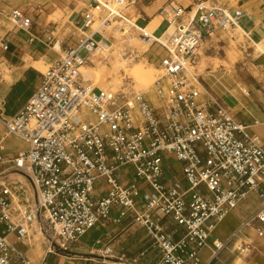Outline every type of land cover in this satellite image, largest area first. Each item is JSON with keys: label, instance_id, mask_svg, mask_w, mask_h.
Segmentation results:
<instances>
[{"label": "built area", "instance_id": "obj_1", "mask_svg": "<svg viewBox=\"0 0 264 264\" xmlns=\"http://www.w3.org/2000/svg\"><path fill=\"white\" fill-rule=\"evenodd\" d=\"M137 1L89 0L76 22L78 41L41 72L39 84L14 114L0 112V164L5 136L22 139L26 146L9 162L32 195L31 203L23 204L0 191V264H35L10 238L29 240L35 221L48 241L47 255H57L68 253L113 211L112 222L130 216L149 234L160 251L155 264H206L198 254L209 233L250 193L260 199L259 207L227 239L213 241L214 254L245 229L264 235V146L194 69L203 38L214 31L240 29L254 43L238 22L249 11L242 0H195L187 7L154 0L166 23L149 44L163 49L161 73L152 83L155 101L145 91L82 85L80 68L94 48L113 37V29L125 38L128 27L136 28L146 38L141 31L146 26L125 13ZM33 24L20 9L0 6V53L9 52L12 32L25 31L29 42L37 38L30 32ZM162 219L182 227L181 233L168 232ZM244 244L237 249L242 252L249 245ZM101 250L104 258L112 252L108 245Z\"/></svg>", "mask_w": 264, "mask_h": 264}, {"label": "rangeland", "instance_id": "obj_2", "mask_svg": "<svg viewBox=\"0 0 264 264\" xmlns=\"http://www.w3.org/2000/svg\"><path fill=\"white\" fill-rule=\"evenodd\" d=\"M258 1L259 0H242L241 2L249 5ZM86 2L87 0H0V6L18 8L29 15L34 21L30 32L37 37L32 42H29V35L25 31L19 30L17 32H12L10 35L12 41L16 38L14 36H18L22 41L20 40L17 41V44H12L11 50L13 54L11 52L0 53L2 56V58L0 56V103L2 106L0 112H2L4 116L14 114L24 104L27 92L34 90L39 84L41 72H44L51 62L59 58L69 45L75 44L80 38V33L77 29L78 24L76 22L81 19L80 15ZM154 7L156 8L157 6L155 5ZM155 8L148 10L149 14L152 13ZM128 10L135 11L133 7ZM128 10H125L126 16L131 18L132 21L136 20V25L144 27L148 24V18L145 17V21H142L141 18L137 17V10L134 12L133 16H129ZM74 13L77 15L75 19L73 18ZM153 18L160 20V22L162 21V17L159 15L158 11L152 14L151 19ZM97 23L98 22H96V24ZM165 26L166 23L163 21L161 27L154 32V35L159 36ZM127 30L128 32L125 34V38H120V36L123 35L118 29H113L111 32L113 37H110L109 41L102 43L101 46L109 47L114 45V47L111 48V51L106 54V57L99 64H85L86 69L93 72V76L88 80H83V76L80 75L79 82L85 86L91 84L92 86L111 91H124L127 93H131L132 91H145L147 97L151 101H155L154 95L151 92L152 83L161 73L158 59L159 55L163 54V49L160 45L153 43L148 46L145 51L134 50L130 66L139 64L145 69L151 68L154 76L153 81L146 86L137 83L123 68H118L120 66L115 67L114 65V50L128 47L132 41L140 42L138 40L139 34L136 28L128 27ZM57 43L60 49L55 48ZM39 50L42 53L44 51L47 52V56L42 58V55L38 52ZM84 53L85 51H81V54ZM259 54L260 56L257 57ZM259 59H264V55L261 51L256 50V46L253 42L248 41L242 36V31L240 29L234 33L217 30L214 31L211 36L203 38L198 48L194 69L202 74L204 79L203 83L206 87L211 88L214 92H218L219 88L226 91L225 88L227 89L228 85L226 86L224 79L228 75L229 77L232 76L234 79L251 76V70L255 68L254 65L257 64L256 60ZM35 61H38V63H36V67H32L31 65ZM16 65L28 67L30 69V74L27 76L24 85L7 90L14 79L13 77L11 78V73L13 75L14 72L19 71L13 69ZM96 75H99V77H96ZM2 136H4V127L0 124V138ZM2 144L4 146L3 159L6 158L5 155L11 150L13 151L12 158L19 148H24L26 146L22 139L12 134L5 136ZM121 171L124 170L121 169ZM15 174L16 172L12 170L9 164L4 162L0 164V191H9L15 203L17 201L23 204L31 203L32 195L26 179L17 177ZM42 227L45 228L46 233H50L46 223L42 222ZM33 228L36 229V232L31 234L30 241L26 239L23 240V242L28 244L32 249L38 250V256L41 257L47 249L48 241L45 235L40 233L34 225ZM107 231H109L112 237L115 236V240L120 234H125L124 231L120 230L112 232L111 228L105 230V232ZM105 237L106 235H101V237L98 238L103 242H107L108 239H104ZM134 237H138L141 241L135 244V241H133ZM82 238L84 239L85 237L83 236ZM113 242V238L111 241L109 239L108 244H112ZM127 242L129 245L122 249L121 252L126 254V256L141 257L139 256V252L142 248H145L151 243V237L143 228H138L129 233ZM93 243V241L88 242V249L92 251V254L89 256L94 258L92 261H102V259H105L101 255L102 247L100 244ZM78 245H81V243ZM71 248V252L59 254L71 257L74 252L73 246H71ZM228 254H230L229 251ZM67 260L73 261L70 260V258ZM100 263L109 264V262L106 261Z\"/></svg>", "mask_w": 264, "mask_h": 264}, {"label": "crops", "instance_id": "obj_3", "mask_svg": "<svg viewBox=\"0 0 264 264\" xmlns=\"http://www.w3.org/2000/svg\"><path fill=\"white\" fill-rule=\"evenodd\" d=\"M88 1L89 0H87V2ZM176 2H178L182 6L187 7L191 4H194L195 0H176ZM86 3L84 7L86 6ZM155 5L157 6L156 8L154 7ZM159 5L160 3L154 0H138L135 5L128 7L126 10L133 7L135 11H138L137 17L141 18L142 21H145L146 17L148 18L149 23L152 20V14L154 12H157ZM241 5L243 9L249 11V15L239 18L238 22L240 26L250 33L254 42H260L264 40V0H259L258 2L249 5L243 2ZM152 8L155 9L152 11V13L149 14L148 10H152ZM135 11L128 10L127 12L129 16H133ZM76 16V13H74L73 18L75 19ZM162 23L163 20L154 31H157L161 27ZM14 37H16L14 41H12L11 39L9 50V52L11 53L12 44H17V41L21 40V38H19L18 36ZM38 52L42 55V58L47 56V52L45 51L42 53L39 50ZM262 54L264 55V53ZM259 56L260 54L257 57ZM256 63L257 64L254 65L255 70H251V76L246 78L234 79L232 76L229 77L228 75L224 79L226 86L228 85L230 88L229 89L227 86L229 93L220 88L218 89V92H215L220 96L233 117L239 123L245 125V130L249 134L257 135L259 137L260 143L264 146V75L262 72V69L264 67V59L256 60ZM13 69L19 71L14 72L13 75L11 73L10 76L14 79L8 86L7 90L13 89V87H15L19 82L25 83V81L27 80V76L30 74V69L28 67H23V65H16L13 67ZM20 149L22 148H19L15 152V154ZM12 152L13 151L11 150L5 155L6 158L3 161L4 163L10 165L9 160L11 159ZM179 167L180 164L178 165L177 163H175L173 165V170L177 171V174L180 176V171H178ZM259 205L260 199L255 193H250L243 200H241L234 209L230 210L227 213L230 215V218L228 219V221L224 222L221 225L219 231L214 232V229L220 223V221L209 233L205 246L202 247L199 251V259L206 264H264V235L262 237H258L252 229L243 230V233L241 235H238L237 238H234L217 255L214 254V251L213 255L209 257L206 255L208 250H203L208 244L213 247L214 240L224 241L230 235H232V233L239 228L241 222L249 217V215L259 207ZM116 215V211H113L110 219H107L101 224L97 225V227L90 230L84 236V239L81 238L77 243L73 244V256L67 257L61 254L47 255L45 250L43 256H34L35 260L33 261V263L39 264L43 259H46L47 257L46 260L49 264H101L100 262L105 261L109 262V264H113L117 259H119L122 264H155L160 258V251L152 242L149 243L145 248H142V250L139 252V256L141 257L126 256V254L121 252L122 249L126 248L127 245H129V243L127 242L129 233L142 227L138 224L136 225V223L132 221L130 216L123 218L119 224H116L112 222V219L116 217ZM161 223L164 224L168 232L175 233L174 236L176 237L182 231V227L167 219H162ZM2 228L3 226L1 225L0 230H2ZM109 228H111L112 232L120 230L124 231L125 234H120L115 240V236L112 237L109 231L105 232V230ZM101 235H106L104 239H108V241L109 239L111 241L113 238L114 242L112 244H108V241L103 242L100 238H98L101 237ZM10 238L13 242H15L17 249L28 257L27 252H30L31 247L23 241H16L14 235H12ZM97 239L101 240V243H99L101 247L102 245H108L109 247H111L112 252L110 253V256H108V259L105 258L102 259V261L95 262L92 261V259L94 258L92 256H89L92 254V251L88 249V242L93 241V244H96L95 241ZM81 241L83 242V244ZM133 241H135L136 244L137 242H140L141 239H138V237H134ZM80 243L81 245H78ZM244 243H249V245L245 247V249L241 252L237 249V247H244ZM71 250L72 248H70L69 252H71ZM228 251L230 252V254H228ZM142 252L143 254H141ZM69 258L73 261H68L67 259Z\"/></svg>", "mask_w": 264, "mask_h": 264}, {"label": "bare ground", "instance_id": "obj_4", "mask_svg": "<svg viewBox=\"0 0 264 264\" xmlns=\"http://www.w3.org/2000/svg\"><path fill=\"white\" fill-rule=\"evenodd\" d=\"M159 24H160V20H156L155 18H153L146 25V28H142L141 30L145 32L146 38H142L138 36V40L140 42L132 41L128 47L113 51L115 67L120 66L118 68H123L129 74V76L134 79V81L144 86L150 84L153 81L154 79L153 70L151 68L145 69L143 66L139 64L130 66V64L132 63V55L134 54V50L136 49L138 51L147 50L152 39H154L155 37V35L153 34V31L156 29V27ZM120 38H122V36H120ZM254 45L256 46V50H259L261 51V53H264V40L260 42H254ZM113 47L114 45H111L109 47L100 46V47L94 48L91 51V54L89 55V61L87 63L99 64L106 57V54L109 51H111V48ZM55 48L60 49V46L58 43L55 45ZM36 63H38V61H35L34 63H32L31 66L36 67ZM86 65L80 68V73L83 76V80H88L93 76V72L89 69H86ZM96 77H99V75H96ZM15 175H17V177L25 179V177L21 175L20 173H16ZM229 218H230L229 214L225 215L223 219L220 221V223L215 227L214 232L219 231L221 225L224 222L228 221ZM34 226L40 232V223L38 221H35ZM203 250L204 251L208 250L206 255L209 257H211L215 251L214 248L211 247L209 244ZM27 254H28L29 259L33 262L35 260L34 256L38 255L39 251L31 248L30 252H27Z\"/></svg>", "mask_w": 264, "mask_h": 264}, {"label": "trees", "instance_id": "obj_5", "mask_svg": "<svg viewBox=\"0 0 264 264\" xmlns=\"http://www.w3.org/2000/svg\"><path fill=\"white\" fill-rule=\"evenodd\" d=\"M143 27V26H142ZM26 83V82H25ZM24 82L22 83V82H19L15 87H13V89L14 88H16V87H18V86H20V85H24L25 84ZM33 91V90H32ZM32 91H28L27 92V96H26V99L30 96V94L32 93ZM26 101V100H25Z\"/></svg>", "mask_w": 264, "mask_h": 264}]
</instances>
